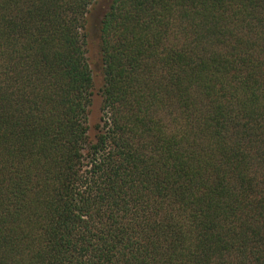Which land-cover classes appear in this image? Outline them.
<instances>
[{"label": "trees", "instance_id": "16d2710c", "mask_svg": "<svg viewBox=\"0 0 264 264\" xmlns=\"http://www.w3.org/2000/svg\"><path fill=\"white\" fill-rule=\"evenodd\" d=\"M0 0V264H264V0Z\"/></svg>", "mask_w": 264, "mask_h": 264}, {"label": "rangeland", "instance_id": "374dc122", "mask_svg": "<svg viewBox=\"0 0 264 264\" xmlns=\"http://www.w3.org/2000/svg\"><path fill=\"white\" fill-rule=\"evenodd\" d=\"M111 0H96L87 14V57L93 76L92 103L89 107L90 134L95 132V124L100 118L102 102L101 87L104 83L103 62L100 53L99 23Z\"/></svg>", "mask_w": 264, "mask_h": 264}]
</instances>
